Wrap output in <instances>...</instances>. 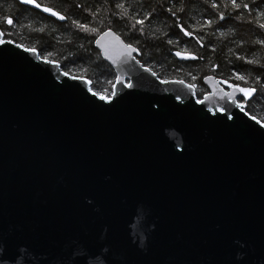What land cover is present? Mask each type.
I'll use <instances>...</instances> for the list:
<instances>
[{
  "label": "water",
  "instance_id": "95a60500",
  "mask_svg": "<svg viewBox=\"0 0 264 264\" xmlns=\"http://www.w3.org/2000/svg\"><path fill=\"white\" fill-rule=\"evenodd\" d=\"M0 41V264H264V124L238 102L256 91L207 76L198 100L107 30L101 98Z\"/></svg>",
  "mask_w": 264,
  "mask_h": 264
},
{
  "label": "trees",
  "instance_id": "16d2710c",
  "mask_svg": "<svg viewBox=\"0 0 264 264\" xmlns=\"http://www.w3.org/2000/svg\"><path fill=\"white\" fill-rule=\"evenodd\" d=\"M35 1L65 21L16 0H0L3 39L36 50L70 76L87 79L98 96L110 98L116 79L94 47L96 38L111 30L138 50L139 61L159 79L192 85L198 100L208 92L207 76L254 89L248 102H238L264 124V0ZM173 52L192 60L180 61Z\"/></svg>",
  "mask_w": 264,
  "mask_h": 264
},
{
  "label": "snow or ice",
  "instance_id": "6c2138e0",
  "mask_svg": "<svg viewBox=\"0 0 264 264\" xmlns=\"http://www.w3.org/2000/svg\"><path fill=\"white\" fill-rule=\"evenodd\" d=\"M23 2H25V3H33V4H35V0H23ZM233 2H234V0H233ZM35 6H36V7H40L39 4H35ZM44 11H46V12H51V9H49V8H45ZM52 15H57V13L52 12ZM59 18H60V19H64L63 16H59ZM221 18H223V17H221ZM6 22H7L9 25H12V24H13V20H12L11 18H7ZM138 23H142V21H138ZM80 27L83 28L84 26L81 25ZM185 35H189V33L186 32ZM0 43H3V41H0ZM177 55L179 56V55H181V54H180V53H177ZM250 62H251V61H250ZM65 75H67V73H65ZM237 79H244V77L238 76ZM239 91L242 92V93L244 94L245 98H247L249 95H251V92H253V91H255V90H254V89H243V88H240ZM101 98H103V97H101ZM241 110H243L242 106H241Z\"/></svg>",
  "mask_w": 264,
  "mask_h": 264
},
{
  "label": "flooded vegetation",
  "instance_id": "af4514ba",
  "mask_svg": "<svg viewBox=\"0 0 264 264\" xmlns=\"http://www.w3.org/2000/svg\"><path fill=\"white\" fill-rule=\"evenodd\" d=\"M140 56V54L136 55L135 58L139 61L138 57ZM140 62V61H139ZM141 63V62H140ZM142 64V63H141ZM143 65V64H142Z\"/></svg>",
  "mask_w": 264,
  "mask_h": 264
}]
</instances>
